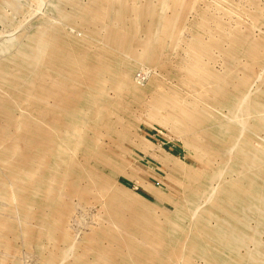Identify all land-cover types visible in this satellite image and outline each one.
<instances>
[{
	"label": "rangeland",
	"instance_id": "1",
	"mask_svg": "<svg viewBox=\"0 0 264 264\" xmlns=\"http://www.w3.org/2000/svg\"><path fill=\"white\" fill-rule=\"evenodd\" d=\"M0 264H264V0H0Z\"/></svg>",
	"mask_w": 264,
	"mask_h": 264
}]
</instances>
